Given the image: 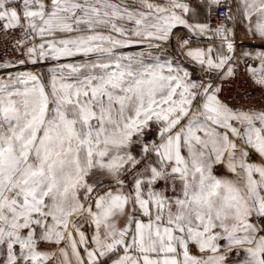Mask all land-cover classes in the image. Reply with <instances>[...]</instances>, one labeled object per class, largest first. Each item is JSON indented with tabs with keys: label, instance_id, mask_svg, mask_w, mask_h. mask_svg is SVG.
<instances>
[{
	"label": "snow or ice",
	"instance_id": "obj_1",
	"mask_svg": "<svg viewBox=\"0 0 264 264\" xmlns=\"http://www.w3.org/2000/svg\"><path fill=\"white\" fill-rule=\"evenodd\" d=\"M0 264H264V0H0Z\"/></svg>",
	"mask_w": 264,
	"mask_h": 264
}]
</instances>
